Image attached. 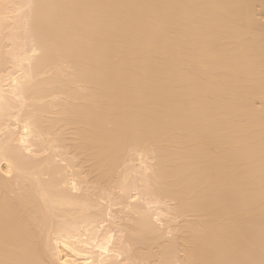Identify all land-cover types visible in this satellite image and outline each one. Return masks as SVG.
<instances>
[{"label": "bare ground", "instance_id": "obj_1", "mask_svg": "<svg viewBox=\"0 0 264 264\" xmlns=\"http://www.w3.org/2000/svg\"><path fill=\"white\" fill-rule=\"evenodd\" d=\"M14 1L0 0V264H264V0ZM26 1L35 43L16 51L21 16L5 21ZM36 137L135 216L71 195L48 156L23 160Z\"/></svg>", "mask_w": 264, "mask_h": 264}, {"label": "rangeland", "instance_id": "obj_2", "mask_svg": "<svg viewBox=\"0 0 264 264\" xmlns=\"http://www.w3.org/2000/svg\"><path fill=\"white\" fill-rule=\"evenodd\" d=\"M5 1H7V0H5ZM8 1H11V0H8ZM13 1H14V0H13ZM15 1H16V0H15ZM15 1H14V2H15ZM20 1H21V0H20ZM22 1H23V0H22ZM7 3H9V2H6V4H7ZM12 3H13V2H12ZM15 3H16V5H17L16 7H18V5L20 6L19 3H21V2H19V0H18V3H17V2H15ZM15 3H14V4H15ZM25 3H27V5L29 4L27 1H26ZM262 3H264V2H262ZM14 4H7V5H9L8 7H10L11 10H13L12 7H13ZM11 5H12V6H11ZM21 5H22V6H24V5L26 6V4L23 5V3H22ZM25 6L22 7V9H21V11H20L21 13H20L18 10H16V11H15V10H14V11H10L11 13L8 12V11L6 12L7 14L10 13L11 16H12V18H11V17H10V14H8L9 16L6 14V17L8 16V18H10V20H11V21H10V20H8V18H7L6 20H8V21H7V22L5 21L6 26H7V24L9 25V26H7V27H8V33L11 32L9 28H11L10 25H11L12 22H13L12 20L15 18V17L13 18V15H14V16H18V17H20V16H21L20 14H23L22 11H24V10L30 8V7H29L30 4L28 5V8L25 7ZM8 7H7V8H8ZM13 8H15V5H14ZM23 8H24V10H23ZM18 9L20 10V8H18ZM8 10H9V8H8ZM26 12H27V16H26L25 12H24L23 16L25 15V16L28 18V17H29V14H28L29 10L26 11ZM17 13H18V15H17ZM19 15H20V16H19ZM18 17H17V20L19 19ZM22 18H23V17L21 16V21L18 20V21L20 22V24H22V25H19V26H18L19 22L16 20V18H15V20H14V21H15V24H16V21L18 22V24H16V25H17V28L15 29V30H17V31H16V34L18 35V36L16 37V39H15V40H17V41H16V43H17L16 48L18 47V48L21 49V46H22V48L24 47V49H25V48H29V49L31 48V49H32V47L34 46V44H33L32 47H31V45H32V43H35V42H33L34 40H31L32 38H31V39L29 38V39H30V42L32 41L30 47H28V45H29L30 43H29V44H28V43H25V42H29V41H27V40H26V41H23V40H25L26 38H28L29 36H27V37L25 36V34L27 33L26 30H27V28H28V25H27V28L24 29L23 22H25L26 18H25V19H24V18L22 19ZM29 18H30V17H29ZM29 18H28V20H30ZM23 20H24V21H23ZM30 21H31V20H30ZM9 22H10V24H9ZM28 22H29V21H28ZM28 22L26 21V24H28ZM13 24H14V22H13ZM15 24H14V25H15ZM26 24H25V26H26ZM16 25H15V26H16ZM20 26L23 27V28H21L20 31H19L20 34L22 35V37H20L21 39L19 38V35H20V34H18V33H19L18 30H19ZM18 27H19V28H18ZM4 28H6V27H4ZM12 28L14 29L13 26H12ZM12 28H11V29H12ZM22 29H23V30H22ZM4 30H6V29H4ZM21 31H23V32L25 31L26 33L24 32V33H25V34H24V33H22ZM6 32H7V30H6ZM13 32H14V31H12V33H13ZM12 33H11V36H13ZM28 33H29V32H28ZM1 34H3V36H4V32L1 33ZM6 34H7V33H6ZM6 34H5V36H6ZM14 34H15V32H14ZM7 35H8V34H7ZM9 35H10V34H9ZM9 35H8V36H9ZM21 35H20V36H21ZM23 35H24V38L26 37L25 39L23 38ZM26 35H27V34H26ZM5 36H4V37H5ZM11 36H10V37H11ZM30 36H31V35H30ZM6 37H7V36H6ZM7 38H8V40H9V37H7ZM7 38L5 39L6 41L4 40V38H3V40H4L5 42H7ZM13 38H15V37H14V36L12 37V40L15 42V40H14ZM17 38H19V39H17ZM1 39H2V38H1ZM29 39H28V40H29ZM3 40L1 41V44L3 43V45H4V44H9V43L11 42V38H10V40H9V43H5V42H3ZM19 40H20V41H19ZM22 41H23V42H22ZM14 42H13V43L11 42L10 44H14V45H15L16 43H14ZM19 42H20V43H19ZM18 43H19V45H18ZM23 43H24V44H23ZM25 44H28V45H25ZM3 45H2V46H3ZM24 45H25V46H24ZM2 46H1V47H2ZM6 46H8V45H6ZM14 47H15V46H14ZM12 48H13V46H9V49H12ZM18 48L16 49V51L19 50ZM4 49H5V48H3V50H4ZM6 49H8V48L6 47ZM6 49L2 52L4 58H8V57L10 56V54L12 55L11 50H9V51H10V52H8V53H9V56H8V57H7V56L5 57V56H4L5 53H6V55H8ZM13 49L15 50V48H13ZM21 50H22V49H21ZM1 51H2V48H1ZM5 51H6V52H5ZM12 51H13V50H12ZM22 51H23V50H22ZM27 51L29 52L28 49H27ZM34 51H35V50H34ZM30 52H31L32 54H33V53L35 54V52H33V50L30 51ZM30 52H29V54H30ZM25 53H27V52H25ZM25 53H24V54H25ZM37 53H38V52H37ZM24 54H23V55H24ZM27 54H28V53H27ZM29 54H28V55H29ZM28 55H25V58H23V59H25V61L22 60V62H19L20 65H21L22 63L25 64V62H26L27 59L29 60V58H26ZM30 55H31V54H30ZM36 55H37V54H36ZM36 55H35V56H36ZM33 56H34V55H33ZM33 56L31 55L30 58H32ZM23 57H24V56H23ZM28 57H29V56H28ZM4 58H3V59H4ZM33 58H35V57H33ZM4 60H7V65H8V62H9L11 59H10V57H9V59H4ZM30 60H31V59H30ZM32 61H33V60H32ZM5 62H6V61H5ZM9 63H10V62H9ZM19 63L17 64L18 68H19V66H20ZM28 63H29V61H28ZM9 65H10V64H9ZM9 65H8V66H9ZM27 65H28V64L26 63V66H27ZM22 66H23V65H22ZM22 66H20V68H21ZM27 68H28V66H27L25 69H27ZM29 68H30V66H29ZM19 71H21V69H20ZM26 71H28V69H27ZM21 72L24 73L25 70H24V71H21ZM17 73H20V72H17ZM17 73H16V74H17ZM17 75H18V74H17ZM21 75H22V74H21ZM13 99H14V98H13ZM17 100H19V99H17ZM17 100H16V101H17ZM19 102H20V101H18L17 103H19ZM1 129H2V128H1ZM3 131H4V129H3ZM3 131L0 130V137H1L0 140H2V138L4 137L3 135H5V133L7 132V129L5 130L6 132L4 131V133H3ZM2 133H3V134H2ZM7 133H8V132H7ZM7 133H6V135H7ZM1 135H2V136H1ZM6 135H5V136H6ZM39 138H41V139H40L41 142H40V141L38 142V141L34 140L35 142H34V141H33V142L36 143V144H31L30 147H29V148H31V149H26V150L24 149L23 152H25V153H23L21 150H20L21 153H20V151H19V154H21V158L24 157L23 155H25V157H27L26 159L24 158L23 160H27V161H29V160L31 159L30 161L36 162L37 160H38V161L41 160V159H39V158H42V159H43V158H47V156H48V159L51 160L50 162H52V159H54L53 161H56V163L61 164V165L63 164L62 166H60V165H58V164H56V163L53 162L51 165L56 164V166L58 165V166L62 167V168H60V169H61V170L64 169V173H65V174L68 173L67 177H69V179H66V180H69V181H72L73 179H74V180H77V183H75L76 181H72V182H74L75 184H72V183H70V182L68 183V181H66L65 184L63 183V185H65V186L68 185L67 187H69V186H71V185L73 186V187H70V190L67 188V189L69 190V192H70L71 195H73V196H79V197H80V196H81V197H87V198H90V199H92V200H93V198H94L95 201L99 202L100 204H103L104 207H105V205H106V207H107V206H111L110 209L108 208V211L110 212L111 215H113L114 213H116V214L113 215V216L115 217V218L113 217L114 219L119 220V218H120V220H121V219L123 218V217H122V214H123V213H122V210H121L120 204H118V203H119L122 199H124V198L121 197L122 192L120 193V191L117 190L118 188H117V189H113V188H112V192H111V189H109L110 191L108 190V192L105 191V190H103L104 193H101V192H99V191H101V190H100L98 187H96V188L99 189L98 192L100 193V196L98 197L99 199L96 198L97 195H99V194H98L97 190H95L96 188H93V191H92V188H91V187H92L93 185H95V184H92V185H90L91 183L89 184V182H92V183H93L92 175H91V174H88L84 167H81L82 169L78 168L79 170L76 169L77 171H79L78 174H77V172L74 173L76 170H74L73 168H76V167H77V166L74 165V164H75V163H74L75 161H73V160L75 159V158L73 159L74 156L71 157L73 160H70V161L72 162V163L70 162V164L73 165L74 167H73V166H69L68 164H65V163H67V162L69 161V159H70V156H69V155H72V154H71L70 152H68L67 149H64V148H63L64 150L61 149L62 151H61V150L57 151V149H59L58 146H57V148H56L55 150H52L51 148H52L53 145H52L51 142H50V143H51V144H50V143H48L47 141H43V139H42L43 137H38V138L36 137V138H34V139H38V140H39ZM33 142H32V143H33ZM44 143H45L46 145H47V144H50V145H48V146H51V147H48V148H50V150H52V152H50V150H49L48 148H45V147H44V150H41V148H42L43 146H46ZM15 144H16V143H13V145H15ZM11 145H12V143H11ZM13 145H12L13 149L16 150L17 147L15 148V146H13ZM32 145H34V146H35V145H38V146H39V149H38V146H37V147L35 146V148H33L34 146L32 147ZM54 147H56V146H53V149H54ZM60 148H61V147H60ZM37 149H38V150H41V151L38 152ZM42 149H43V148H42ZM31 150H34V151H37V152L34 153V151L32 152ZM48 150H49V151H48ZM65 150H67V152H68V155H67V156L69 157V159H68L67 157H65V155H64V157L61 155L62 152H63V154H64V151H65ZM30 151H31V153H30ZM53 151H55V153H54ZM17 152H18V150H17ZM59 152H61V153L59 154ZM65 152H66V151H65ZM37 153H38V154H37ZM50 153H51V155H52L51 157L49 156ZM56 153H58L59 155L56 154ZM69 153H70V154H69ZM136 153L138 154V152H136ZM29 154L31 155L30 158H28V157L30 156ZM32 154H33V155H32ZM36 154H37V155H36ZM137 154H136V155H137ZM26 155H27V156H26ZM134 155H135V153H134ZM136 155H135V156H136ZM43 156H44V157H43ZM53 156H54V157H53ZM138 156H139V157H138ZM138 156L135 157V159L133 160L134 162L137 161V162H136V165L138 164V161H139V160H142V159H140L141 155L138 154ZM33 157H34V158H33ZM61 157H62V158H61ZM37 158H38V159H37ZM66 158H67V160H68L67 162H66ZM136 158L139 159V160H136ZM33 159L36 160V161H34ZM61 159H62V160H61ZM144 160H145V159H144ZM133 161H132V162H133ZM149 161H150V160H149ZM134 162H133V163H134ZM139 162H140V161H139ZM130 163H131V162H130ZM140 163H141V162H140ZM141 164H142V163H141ZM143 164H144V162H143ZM67 165H68L69 168L67 167ZM132 165H133V164H132ZM144 165H145V164H144ZM144 165H143V166H144ZM65 166H66V167H65ZM134 166H135V164H134ZM137 166H139V164H138ZM137 166H136V167H137ZM140 166H141V165H140ZM140 166H139V167H140ZM64 167H65V168H64ZM70 167H71V168L73 167V168H72L73 170H72ZM132 167H133V166H132ZM141 167H142V166H141ZM141 167H140V168H141ZM58 168H59V167H58ZM134 168H135V167H134ZM140 168H139V169H140ZM65 169H66V170H65ZM139 169H138V170H139ZM142 169H145V167H143ZM82 170H83V171H82ZM135 170H136V169H135ZM73 171H74V172H73ZM80 171H82V175L80 174ZM85 171H86V172H85ZM132 171H134V169H133ZM140 171H141V169H140ZM144 171H145V170H144ZM144 171L142 170L143 173H144ZM148 171H149V170H148ZM61 172H62V171H61ZM66 172H67V173H66ZM72 172H73L74 174L78 175V176L81 175V177L79 176V178H78V176L75 175V176L77 177V178H76V177L72 174ZM84 172L87 173L89 176H87V174H86V175L83 174ZM145 172L147 173V171H145ZM146 173H144V174H146ZM62 174H63V173H62ZM137 174H140V175H141L142 173L138 172L137 170H136V172L134 171V172L132 173L131 180L129 181V183H130V184H129L130 188L128 187V188H127V191H130V192L133 193V191L130 190L131 187H132V184H133L132 182H134V184L141 183V181H140V182L138 181V182L136 183V181L139 180V178H140V177H139L140 175L138 176ZM69 175H70V176H69ZM90 175H91V177H90ZM63 176L66 177L64 174H63ZM73 176H74L75 178H73ZM82 176H83V178H82ZM86 176H87V178H88L87 181L85 180V179H86ZM135 176H138V177H137V178H138L137 180H136V177H135ZM71 177H72V180H70ZM133 177H135V179H134L135 181L133 180ZM141 177H142V176H141ZM84 178H85V179H84ZM89 178H92V179L90 180ZM89 180H90V181H89ZM88 181H89V182H88ZM69 184H70V185H69ZM134 184H133V185H134ZM65 186H63L62 188H64ZM134 186H135V185H134ZM134 186H133V187H134ZM94 187H95V186H94ZM135 187H137V185H136ZM135 187H134V188H135ZM134 188H133V189H134ZM64 189H66V187H65ZM72 189H73V190H72ZM88 189H90V190H88ZM133 189H132V190H133ZM137 189H138V188H137ZM87 190H88V191H87ZM94 190H95V191H94ZM116 190H117V191H116ZM71 191H72V192H71ZM84 191H85V192H84ZM89 191H90V194H91L92 196H93V194H94V195L96 194V195L93 196V197L90 195V196L92 197V198H91V197L89 196V194L86 195L87 193H89ZM137 191H139V189H138ZM93 192H94V193H93ZM115 192H117V193H115ZM130 192H127V193L132 194V193H130ZM81 193H82V194H81ZM85 193H86V194H85ZM106 193H108V194H106ZM134 193H136V189H135ZM137 193H139V192H137ZM75 194H76V195H75ZM83 194H84V195H83ZM112 194H113L114 196H116V197H114ZM85 195H86V196H85ZM107 195H109L110 197L108 196V198H107V197H106ZM111 195H112L113 198H111ZM138 195H139V194H137V195L135 196V200L133 201L134 205H132L133 203H131V205L134 206V207L137 206L136 208H139V207L141 208V206L144 205V198L141 197V195H140V197H139ZM119 196H120L122 199H121ZM118 197H119L120 199H119ZM138 197H139V198H138ZM110 198H111V199H110ZM117 198L119 199V202H118ZM136 198H137V199H136ZM142 199H143V202H142ZM111 200H112V201H111ZM117 202H118V203H117ZM140 202H141V203H140ZM112 203H113V204H112ZM115 203H116V204H115ZM139 203L142 204V205H141V206H138ZM110 204H112V205H110ZM135 204H137V205H135ZM154 204L156 205V203H153V204L151 203V205H153V206H154ZM149 205H150V204H149ZM106 207H105V208H106ZM142 207H143V206H142ZM119 208H120V209H119ZM113 210H114V211H113ZM117 210H118V211L121 210V213H120L121 216L119 215V213L117 212ZM119 212H120V211H119ZM123 212H124V211H123ZM126 213H127V212H126ZM124 214H125V213H124ZM124 214H123V216H124ZM136 214H137V213H136ZM115 215H118V216H120V217L118 218V216H115ZM126 215H128V214H126ZM132 215H133V216H132ZM166 215H167V213H166ZM166 215H163V216H162V220L165 218L163 221H165L166 219H169V218H170V214L167 215L168 218L166 217ZM128 216L134 217L135 214H131V215L129 214ZM128 216H127L126 218H128ZM117 218H118V219H117ZM126 218H125V216H124L123 220L126 221V220H125ZM107 219H108V217H107ZM116 220H115V221H116ZM120 220H119V222H120ZM123 220H122V221H123ZM167 221H168V220H167ZM105 222H106V221H105ZM165 222H166V221H165ZM177 223H178V222H177ZM105 224H106V223H105ZM107 229H110V230L112 229V230L116 231L117 234L120 235V232H119L117 226L115 225V223H114V224L112 223V225L110 224V226L108 225V228H107ZM114 231H113V232H114ZM116 232H115V234H116ZM118 232H119V233H118ZM172 233L174 234V230H170V231H169V234H168V232H167L166 234H167V236L169 235L168 237L171 238L172 235H173ZM116 237H118V235H116ZM179 252H182V251L177 250V253H178V254H181V253H179ZM122 256H123V255H122ZM122 256H119V258L122 257ZM151 261H152V260H151ZM151 261H150V263L153 262V261H152V262H151ZM147 263H149V262L147 261ZM147 263H145V264H147ZM154 263H155V262H154Z\"/></svg>", "mask_w": 264, "mask_h": 264}]
</instances>
